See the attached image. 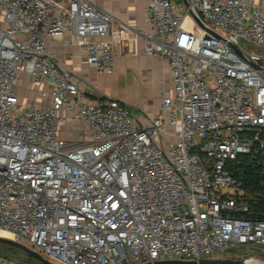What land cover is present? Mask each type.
<instances>
[{
    "label": "built area",
    "instance_id": "obj_1",
    "mask_svg": "<svg viewBox=\"0 0 264 264\" xmlns=\"http://www.w3.org/2000/svg\"><path fill=\"white\" fill-rule=\"evenodd\" d=\"M144 13L134 41L171 71L147 124L125 102L89 98L49 49L69 34L113 75L126 31L110 12L0 0V232L63 264L263 250L264 219L247 217L227 163L264 151V0H147ZM21 73L48 98L20 101Z\"/></svg>",
    "mask_w": 264,
    "mask_h": 264
},
{
    "label": "crops",
    "instance_id": "obj_2",
    "mask_svg": "<svg viewBox=\"0 0 264 264\" xmlns=\"http://www.w3.org/2000/svg\"><path fill=\"white\" fill-rule=\"evenodd\" d=\"M51 1L59 5H66V0ZM88 1L110 12L114 17V26L126 31L124 39L115 45L117 55L115 57L113 75L95 73L94 69L85 63L84 49L71 42L69 34L64 35L62 39H47L49 49L58 60L64 61L81 75L83 82L80 87L89 98L94 99L100 95L110 96L126 104L129 103L128 105L134 113L135 110L132 104H139L141 114L138 115V118L134 117L133 113L132 116L137 121L147 124V119L158 113L164 91L171 90V71L167 60L143 55V41L141 39L134 41L133 38L134 32L147 30L144 13V5L147 0ZM124 77L127 78V81H135L136 83L139 81L142 83L140 89L136 83L129 85L130 89L133 86L138 92V102L127 99L126 96L119 92V83L124 84ZM120 78L123 81H120ZM110 85L111 89L109 88ZM45 90L47 91L49 88L45 86ZM16 94L22 102L35 98L38 102H41L48 98L47 95L38 91V86L31 82L26 73L20 74ZM74 127L79 129L82 125L79 121H76ZM72 136L76 137L75 134Z\"/></svg>",
    "mask_w": 264,
    "mask_h": 264
},
{
    "label": "trees",
    "instance_id": "obj_3",
    "mask_svg": "<svg viewBox=\"0 0 264 264\" xmlns=\"http://www.w3.org/2000/svg\"><path fill=\"white\" fill-rule=\"evenodd\" d=\"M227 169L244 192L242 199L248 205L247 217L264 219V151L239 154L227 163Z\"/></svg>",
    "mask_w": 264,
    "mask_h": 264
},
{
    "label": "rangeland",
    "instance_id": "obj_4",
    "mask_svg": "<svg viewBox=\"0 0 264 264\" xmlns=\"http://www.w3.org/2000/svg\"><path fill=\"white\" fill-rule=\"evenodd\" d=\"M188 19H190L189 17H187ZM113 77V76H112ZM120 81H123V79H119ZM123 85L122 83H119V92L122 93V95L126 96L127 99H130L131 101L134 102H138L137 100H139V95L138 92L133 88L130 89L129 85L131 83H136L135 81H127V78L124 77V81H123ZM137 86L140 89L142 86V83L137 81ZM122 85V87H121ZM121 87V88H120ZM129 87V89H128ZM109 88L111 89V85L109 86ZM121 89V90H120ZM122 89L123 92H122ZM126 89V90H125ZM129 104V103H128ZM135 113L132 111L133 116L138 118V115L141 114V108L139 107L140 105H136L132 104ZM70 136L73 135V133L69 134ZM208 256H214V257H223V258H238V257H242L245 256L246 259L248 261H250L252 264H264V249L263 250H255V251H249V252H243V250L240 251H233L231 253H223V254H213V255H208ZM47 260L53 262L54 264H63L55 259H51V258H46ZM0 260L5 261L6 263L9 264H42L36 260H34L33 258H31L30 256H28L26 253H24L23 251H21L20 249H12L10 250L8 248V245L5 244H0Z\"/></svg>",
    "mask_w": 264,
    "mask_h": 264
},
{
    "label": "water",
    "instance_id": "obj_5",
    "mask_svg": "<svg viewBox=\"0 0 264 264\" xmlns=\"http://www.w3.org/2000/svg\"><path fill=\"white\" fill-rule=\"evenodd\" d=\"M0 244H5L17 249H20L28 256L33 258L34 260L42 263V264H54L53 262L45 259L36 251L30 249L29 247L22 245L14 240H11L6 237L0 236ZM141 264H252L244 257L238 258H223V257H205L198 260H161V261H153V262H145Z\"/></svg>",
    "mask_w": 264,
    "mask_h": 264
},
{
    "label": "bare ground",
    "instance_id": "obj_6",
    "mask_svg": "<svg viewBox=\"0 0 264 264\" xmlns=\"http://www.w3.org/2000/svg\"><path fill=\"white\" fill-rule=\"evenodd\" d=\"M0 236L2 237H10V235L6 232H0Z\"/></svg>",
    "mask_w": 264,
    "mask_h": 264
}]
</instances>
